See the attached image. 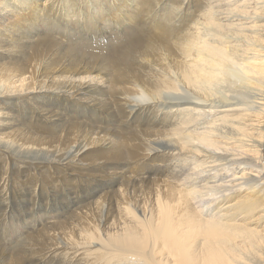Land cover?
<instances>
[{
	"label": "bare ground",
	"instance_id": "6f19581e",
	"mask_svg": "<svg viewBox=\"0 0 264 264\" xmlns=\"http://www.w3.org/2000/svg\"><path fill=\"white\" fill-rule=\"evenodd\" d=\"M4 157L0 264H264V0H0Z\"/></svg>",
	"mask_w": 264,
	"mask_h": 264
},
{
	"label": "rangeland",
	"instance_id": "374dc122",
	"mask_svg": "<svg viewBox=\"0 0 264 264\" xmlns=\"http://www.w3.org/2000/svg\"><path fill=\"white\" fill-rule=\"evenodd\" d=\"M186 99H188V97L186 98ZM5 107V106H4ZM57 107H61V106H57ZM63 107H65V108H63ZM62 107V109H66L67 110V112H70V113H74V114H77L76 112H75V110H77L78 112H79V110L81 109L79 106L77 107V109L75 108L74 109V107H71V105L70 106H63ZM34 119V118H33ZM35 120H33V122H34ZM88 155V154H87ZM6 157H4V158H2V163H0V167L3 165V166H7V158L5 159ZM6 161V162H5ZM12 162V163H11ZM17 164V165H16ZM25 164V165H24ZM14 165H15V169H14ZM9 169H8V171H7V173L6 174H4L3 175V179H2V182L4 183V185L6 184L7 185V188H8V194L7 195H10L11 197L15 194V196H16V194H17V191L15 192V190H17L15 187H16V185H14V174L15 173H13V172H16V171H21L22 169H25V168H27L28 167V164L27 163H20V166H18V161L16 160V159H14L13 157H11L10 158V161H9ZM33 166H32V164L29 166V168L31 169ZM13 168V169H12ZM84 169V168H83ZM86 170V169H85ZM46 171H47V173H46ZM87 171V170H86ZM13 173V174H12ZM69 175L66 177V180H68V179H73V176L72 175H70L72 172H67ZM44 175H46V176H48V170H45V174ZM11 179H10V178ZM59 177H60V175H59ZM10 180H9V179ZM9 180V181H8ZM24 180H27V179H24ZM11 181V182H10ZM8 182V183H7ZM80 182V181H79ZM76 183V182H69V183H67L66 185H68V184H74V185H77V186H79L80 185V187L78 188V189H76L75 191H77L76 193H82L83 192V194H91L92 193V191L94 192V188H89V185L88 184H86V182H84V183H82L83 185H81V183ZM62 184V185H61ZM86 184V185H85ZM9 185V186H8ZM97 184H95V186H96ZM15 186V187H14ZM53 186V189L57 192V193H55V192H52V194L50 193V191H52V188L50 189V191H49V189H47L48 190V194L49 195H51V197L53 198V199H55V197H56V201H55V203H60L61 201H62V197H59L60 196V194L61 195H63V193H66L67 194V192H70V190H68L67 189V187L66 188H64V182H61V183H59V184H57V183H52L51 184V187ZM56 187V189H55V187ZM62 186V187H61ZM86 186H88L87 188H86ZM59 189H58V188ZM71 187V186H70ZM69 187V188H70ZM11 188V189H10ZM24 188H29V187H26V186H24ZM39 188V187H38ZM82 188V189H81ZM66 191H65V190ZM81 189V190H80ZM13 191V194H11L12 193V191ZM59 190H61V191H59ZM63 190H64V192H63ZM97 190V189H96ZM11 191V192H10ZM85 191V192H84ZM89 191V192H88ZM55 193V194H54ZM60 193V194H59ZM96 193V192H95ZM94 193V194H95ZM93 194V193H92ZM91 194V195H92ZM53 195H55V196H53ZM58 195V196H57ZM67 196H70V194H68ZM71 196H73V195H71ZM44 200V199H43ZM61 200V201H60ZM65 200H67L66 198H65ZM65 200H63V201H65ZM53 201L54 200H49L48 201V207H47V209L48 208H50V210L52 209V207H55V206H58V204H52L53 203ZM62 201V202H63ZM44 202H46V200L44 201ZM17 204H19V205H16V204H14V206H12V208H10V207H7V208H5L4 209V211H5V215L7 216L10 212L11 213H13V214H16L15 215V217H17L16 218V220H15V222H16V224H21V225H26V227H30V223L28 224V219H30L29 217H31V216H35V217H37V215H38V213H40V214H43V215H52L53 213H50V212H46V208H44V207H38V205H37V203L34 205V207H32L33 206V204H28V203H17ZM21 204V205H20ZM28 204V205H27ZM13 205V204H12ZM52 205V206H51ZM23 206H25V207H23ZM22 208V209H21ZM27 208V209H26ZM24 209V210H23ZM25 212H26V214H25ZM104 213V212H103ZM32 214V215H31ZM27 215V216H26ZM33 216V217H34ZM34 217V218H35ZM101 218H102V220H103V215L101 216ZM22 220V221H21ZM22 222V223H21ZM26 222V223H25ZM102 224V223H101ZM16 226V225H15ZM28 227V228H29ZM9 231V230H8ZM17 236V235H16ZM14 239H17L16 237H13ZM15 242V241H14ZM13 242V243H14ZM49 251V255L47 254V256H46V258H45V262L48 260L49 261V259H50V257H53L54 259H53V262H55L54 264H83V262L80 260V258H79V256H76L75 257V262L73 261H71V258H68V257H66L64 254H62V253H64L62 250H56V251H51V250H48ZM61 251V252H60ZM55 252V253H54ZM59 254H61V255H59ZM52 262V263H53ZM23 264H33V262H28V261H24V263Z\"/></svg>",
	"mask_w": 264,
	"mask_h": 264
}]
</instances>
